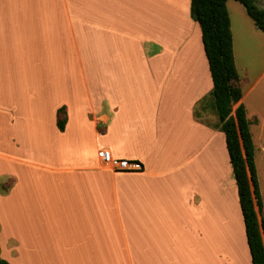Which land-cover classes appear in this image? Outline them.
Instances as JSON below:
<instances>
[{
    "label": "crops",
    "instance_id": "0c3cea01",
    "mask_svg": "<svg viewBox=\"0 0 264 264\" xmlns=\"http://www.w3.org/2000/svg\"><path fill=\"white\" fill-rule=\"evenodd\" d=\"M190 6L0 0L3 259L253 264L225 133L195 114L202 101L213 104V80ZM65 41L79 53L81 74L60 65L46 72L45 48ZM101 148L141 161L144 170L109 169ZM209 173L217 176L210 184Z\"/></svg>",
    "mask_w": 264,
    "mask_h": 264
},
{
    "label": "trees",
    "instance_id": "16d2710c",
    "mask_svg": "<svg viewBox=\"0 0 264 264\" xmlns=\"http://www.w3.org/2000/svg\"><path fill=\"white\" fill-rule=\"evenodd\" d=\"M235 1L245 7L255 26L264 32V8L258 6L255 0ZM227 2L228 0H191L190 14L202 30L204 49L213 80L211 107L220 119L216 127L226 136L252 263L264 264V202L251 124L242 101L244 93L239 84L240 74L236 66ZM205 101H202L203 105ZM235 105L237 107L234 109ZM65 124L66 112L62 107L58 110V127L63 130ZM0 264L10 263L0 256Z\"/></svg>",
    "mask_w": 264,
    "mask_h": 264
},
{
    "label": "rangeland",
    "instance_id": "374dc122",
    "mask_svg": "<svg viewBox=\"0 0 264 264\" xmlns=\"http://www.w3.org/2000/svg\"><path fill=\"white\" fill-rule=\"evenodd\" d=\"M255 1L258 6L264 8V0ZM228 10L234 35L236 66L240 74L239 84L244 93L243 103L246 107L248 120L251 124V133L257 145L256 158L264 183V32L255 26L253 20L247 14L245 7L240 2L230 0L228 2ZM61 39H63V36ZM48 52L51 53L49 54ZM44 56L45 58H49V62L48 60L45 62L46 72H48L49 67L53 69V67L59 65L62 66V68L66 66L68 70H75L77 74L84 72L82 63L79 62V53L72 47L70 49L67 45V41L64 43L60 42L55 48H45ZM79 89L80 88H78V90ZM48 91L49 94L50 92L53 93L52 88L48 89L44 87V92L46 93ZM212 100V97H210L209 103H211ZM210 106H212V103ZM210 113H212L214 117H212ZM195 114L208 124H213V121L215 123L220 122L218 114L212 107H204L202 102L196 106ZM212 178H217V176L211 173L206 176V179L209 180V184L213 182ZM237 208L236 204V209ZM238 221L240 225L239 245L241 249V255H238V257L241 260L244 256V243L242 240V225L239 215ZM215 257L217 261V255ZM220 262L222 263L221 255ZM223 263L226 264L224 261Z\"/></svg>",
    "mask_w": 264,
    "mask_h": 264
},
{
    "label": "built area",
    "instance_id": "2783aa9c",
    "mask_svg": "<svg viewBox=\"0 0 264 264\" xmlns=\"http://www.w3.org/2000/svg\"><path fill=\"white\" fill-rule=\"evenodd\" d=\"M98 157L104 165L115 172H140L144 170L141 161L114 157L108 149L99 150Z\"/></svg>",
    "mask_w": 264,
    "mask_h": 264
},
{
    "label": "bare ground",
    "instance_id": "6f19581e",
    "mask_svg": "<svg viewBox=\"0 0 264 264\" xmlns=\"http://www.w3.org/2000/svg\"><path fill=\"white\" fill-rule=\"evenodd\" d=\"M215 188H216V187H215ZM216 193H217V191H216ZM216 195H217V194H216ZM221 198H222V197H221ZM214 199H216V197H215ZM218 199H219V198H218ZM212 200H213V199H212ZM219 201H220V203L222 204L221 199H219ZM213 202H215L216 205H217V199H216V201L213 200ZM223 202H224V200H223ZM221 204H220V205H221ZM213 205H215V204H213ZM220 205H217L216 207H218V206L220 207ZM221 206L223 207V204H222ZM220 208H221V207H220ZM223 209H224V208H223ZM234 244H235V243H234Z\"/></svg>",
    "mask_w": 264,
    "mask_h": 264
},
{
    "label": "flooded vegetation",
    "instance_id": "af4514ba",
    "mask_svg": "<svg viewBox=\"0 0 264 264\" xmlns=\"http://www.w3.org/2000/svg\"><path fill=\"white\" fill-rule=\"evenodd\" d=\"M263 240H264V234H263Z\"/></svg>",
    "mask_w": 264,
    "mask_h": 264
}]
</instances>
